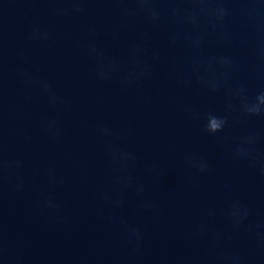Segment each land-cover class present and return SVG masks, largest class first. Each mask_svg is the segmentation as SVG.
Masks as SVG:
<instances>
[{
	"label": "water",
	"instance_id": "1",
	"mask_svg": "<svg viewBox=\"0 0 264 264\" xmlns=\"http://www.w3.org/2000/svg\"><path fill=\"white\" fill-rule=\"evenodd\" d=\"M262 91L264 0H0V264H264Z\"/></svg>",
	"mask_w": 264,
	"mask_h": 264
},
{
	"label": "clouds",
	"instance_id": "2",
	"mask_svg": "<svg viewBox=\"0 0 264 264\" xmlns=\"http://www.w3.org/2000/svg\"><path fill=\"white\" fill-rule=\"evenodd\" d=\"M243 91V90H241ZM242 106L244 111L249 115H264V91L260 92L255 96V98L249 102L248 97L244 96L242 99ZM206 124L204 125L205 130L209 133L215 134L222 132L225 125L228 123L227 117H220L212 112L205 114ZM246 143H252V138H247ZM237 155H246L247 153L243 149H237ZM207 163H201L199 165L200 171L203 172L207 170Z\"/></svg>",
	"mask_w": 264,
	"mask_h": 264
}]
</instances>
